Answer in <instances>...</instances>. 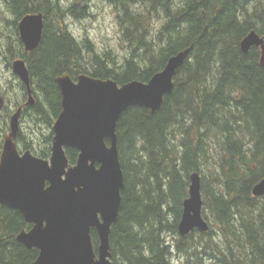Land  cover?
Wrapping results in <instances>:
<instances>
[{
	"label": "trees",
	"instance_id": "trees-1",
	"mask_svg": "<svg viewBox=\"0 0 264 264\" xmlns=\"http://www.w3.org/2000/svg\"><path fill=\"white\" fill-rule=\"evenodd\" d=\"M1 1L15 26L27 14L44 16L40 46L18 57L31 74L36 121L49 127L62 110L58 76L67 73L75 80L84 73L120 86L134 80L147 83L171 57L190 48L161 109L152 113L130 107L118 121L124 189L110 235L115 263L175 264L172 256L177 253L185 256L182 264H264V197L252 195L264 179V66L259 48L246 54L241 49L251 31L264 38V0H183L175 8L145 0V16L160 10L165 18L156 35L145 16L129 15L123 6L127 24L122 41L131 53L122 64L112 50L98 52L88 36L78 40L64 24L69 15H87L81 2L67 8L59 0ZM108 1L117 6L122 0ZM25 144L48 159L52 133L44 137L42 148ZM66 155L74 165L78 152L66 149ZM211 161V175H206L202 167ZM194 172L201 177L204 209L219 228L222 246L213 244L221 256L208 249L209 242L201 244L206 234H178ZM30 227L19 212L0 205V264L37 259L36 249L16 240ZM92 240L97 248L94 231Z\"/></svg>",
	"mask_w": 264,
	"mask_h": 264
},
{
	"label": "water",
	"instance_id": "water-1",
	"mask_svg": "<svg viewBox=\"0 0 264 264\" xmlns=\"http://www.w3.org/2000/svg\"><path fill=\"white\" fill-rule=\"evenodd\" d=\"M18 29L26 50H35L43 38V15L24 16ZM252 47L261 49L260 63L264 66V38L256 31L241 42L245 54ZM189 53L190 48L171 57L147 83L134 80L120 86L113 80L87 74H80L76 81L67 73L58 76L62 110L52 126L50 160L30 151L19 154L14 138L21 110L12 117L11 133L4 140L0 161V204L19 211L32 225L16 237L20 244L39 251L31 264H115L110 233L119 220L124 189L118 121L134 106L152 113L159 111L165 97L173 92L174 78ZM13 69L27 86V105L33 106L35 99L25 62L15 61ZM66 148L79 152L76 165L69 164ZM252 194L264 196V179L253 187ZM202 208L201 177L196 172L190 176L189 197L183 202L180 236L186 237L194 230L209 231ZM92 229L99 237L97 253Z\"/></svg>",
	"mask_w": 264,
	"mask_h": 264
},
{
	"label": "rangeland",
	"instance_id": "rangeland-1",
	"mask_svg": "<svg viewBox=\"0 0 264 264\" xmlns=\"http://www.w3.org/2000/svg\"><path fill=\"white\" fill-rule=\"evenodd\" d=\"M59 1L64 7L67 8L74 3L78 5V7L82 5L86 6L85 13H87V15L84 18L77 19L69 15L63 20L64 24L67 25L70 33L78 40H82L83 38H85V36H88L95 44L98 52L112 50L116 56V61H118L119 64L124 63L125 59L131 53L128 45L122 41L123 32H125V25L127 24L123 6H126L128 8L126 10V13L128 11L129 15L140 13L141 15L145 16L148 14V10L146 7L147 5L143 4L145 0H122L121 3H118L117 6H115L108 0ZM182 1L183 0H174L171 7H177V5L181 4ZM79 2H81L82 5H80ZM144 20L148 22L153 35H156V31H160L165 23L163 12L160 10L153 12L152 15L145 16ZM13 21L14 17L8 11L5 3L0 0V33L13 36V29L15 31V26L12 23ZM10 78L12 84L14 82H17L12 74L10 75ZM9 96L10 100H12L11 108H13L16 101L21 102L23 100L22 92L19 91L17 85L15 87V92L11 90ZM33 108L34 106L26 111L25 115H23L25 117L22 116L23 118L21 120V125L22 130L24 131V139L27 142H31L30 145L33 149H39L43 147L44 137L48 136L51 133V127L36 121ZM3 140L4 136L0 132V154ZM202 169L204 173H206V175H211L210 172L213 169V162L211 161L208 165H203ZM203 213L206 216L207 219L205 217L204 218L209 223L213 233L212 237L207 236V233L204 237L205 239H202L200 242L203 245L206 243V241L209 242L210 245L208 246V249H213L214 254H216L217 256H221L218 251L219 248L217 249L213 244V242L215 244L216 242H218L220 244L218 246H222V241L219 239V228L215 225L216 223L214 221V218L209 211L203 209ZM194 232H197L200 235L202 234L197 230ZM198 241L199 239L196 238L195 242ZM184 257L185 256H181L180 254L176 253L172 256V260L175 264H182ZM208 264L211 263L208 261Z\"/></svg>",
	"mask_w": 264,
	"mask_h": 264
},
{
	"label": "flooded vegetation",
	"instance_id": "flooded-vegetation-1",
	"mask_svg": "<svg viewBox=\"0 0 264 264\" xmlns=\"http://www.w3.org/2000/svg\"><path fill=\"white\" fill-rule=\"evenodd\" d=\"M12 35L13 36L0 33V132L4 136V138L10 133V121L14 113L21 109L23 115H25L28 109L26 107V86L14 74L12 69V64L15 60H17V57H15L11 61V55H26L27 51L25 50L24 44L22 43L19 35L16 34V31H14V29L12 31ZM11 74L17 81L13 84L11 83ZM16 85L19 91L22 92L23 100L21 102L16 101L13 108H11L12 100H10L9 94L11 93V90L15 92ZM23 117L21 115V120ZM23 140H25L24 131L22 130V125L20 122L19 131L17 137L15 138L18 149L22 151L20 153H24L22 149Z\"/></svg>",
	"mask_w": 264,
	"mask_h": 264
}]
</instances>
